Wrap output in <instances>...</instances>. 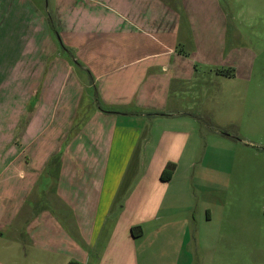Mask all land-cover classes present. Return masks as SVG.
<instances>
[{"label": "crops", "instance_id": "0c3cea01", "mask_svg": "<svg viewBox=\"0 0 264 264\" xmlns=\"http://www.w3.org/2000/svg\"><path fill=\"white\" fill-rule=\"evenodd\" d=\"M91 1L94 5L79 10L71 2L66 7L78 13L70 16L76 26L86 17L88 32L73 27L78 35L62 32L59 42L55 34L50 41L48 29L54 52L56 43L64 52L53 53L54 64L48 62L50 54L39 58L38 90L25 87L15 103L18 114L12 115V109L5 118L0 115L5 126L4 133L0 131L1 220L31 221L27 234L36 257L31 264H142L147 261V249L140 255L144 244L165 252L176 245V234L177 252L185 251L191 223L213 221L209 206L197 213L198 199L207 195L206 178L198 177L209 169L210 159L221 156L208 154V144L202 156L201 124L212 120L208 110L198 111L199 105L188 104L185 97L198 91L196 82L204 84L198 81L201 65L210 77L226 75L205 57L203 38L172 0ZM37 16L46 26V15L38 10ZM15 22L9 29L21 28ZM76 38L84 46L75 43ZM40 47L45 49V39L36 45L27 38L19 46L28 52H41ZM70 49L76 56L66 55ZM208 52L213 59L221 55ZM7 69L12 75L29 72ZM85 71L90 81L82 77ZM69 86V97L63 99ZM86 89L95 93V101L83 114ZM57 119L59 128L47 135L45 125ZM170 163L176 168L169 180L162 179ZM36 185L42 198L52 200V212L12 214L17 201L28 199ZM207 193L219 196L221 190L213 186ZM137 227L140 236L132 232ZM165 258L160 256L161 261ZM181 262L180 254L169 264Z\"/></svg>", "mask_w": 264, "mask_h": 264}, {"label": "rangeland", "instance_id": "374dc122", "mask_svg": "<svg viewBox=\"0 0 264 264\" xmlns=\"http://www.w3.org/2000/svg\"><path fill=\"white\" fill-rule=\"evenodd\" d=\"M69 2L78 9V7L94 5L95 1L0 0V115L2 118H5L12 109L16 110L12 115L18 114L20 109L15 103L25 87L37 89L39 75L36 68L39 58L43 60L44 54H50L48 62L54 64L57 60L53 57V53L64 52V48L59 44L62 40V32L69 34L72 31L73 35H78L73 27L77 28L79 25L80 33L88 32L86 29L91 25H88L86 17H80L77 26L75 19L70 17L78 13H74L73 8L68 11L69 7H66ZM100 2L115 4L110 0ZM171 2L182 7V13L190 19L195 34L203 38L207 52L205 57L217 64L222 74L231 72L232 76L210 77L209 70L201 65L202 76L198 77V81L204 80V84L196 82L198 91L185 97L188 104L199 105L196 108L198 111L206 113L208 110L210 114L208 117L212 120V124L207 120L201 124L202 156L207 144L208 154L213 152L221 156L216 161L210 159L207 163L209 169L204 174L200 173L198 177L200 179L203 175L206 178L203 193L207 195L198 199L197 213L204 212L209 206L213 210V221L201 222L202 226H199L198 222L191 223V233L187 238L185 251L177 252L179 247L176 245L180 238L176 234L174 235L176 247H172L175 249L171 248L164 252L144 244L143 249H140V255L142 256L147 249L143 255V259L146 258L147 261L141 263L169 264L176 262L178 255L181 254L183 264H264V0H172ZM34 6L37 9H33ZM214 6L218 7L215 9ZM204 7L206 11L203 10ZM207 7L212 8L208 10ZM38 10L41 15L45 14L49 19L46 26L42 24L41 16H37ZM15 21L21 23V28L9 29V24L11 27L12 23H16ZM48 29L51 31L50 41L54 39V34L59 41V46L55 41L58 49L55 52L54 43L49 42L46 37ZM224 36L227 40L225 44L220 45L219 39ZM27 38L34 39L36 45L45 39V49L40 47L41 52L37 48L30 52L21 50L19 46ZM10 40L13 41L11 45L16 48L13 49L9 45ZM79 41L78 38L75 39V43L84 46ZM83 48L81 47L79 52ZM208 51L219 52L221 55L213 59ZM70 53L66 55L70 57L77 54L71 49ZM15 58H23V61L21 59L19 62ZM75 66H77L74 68L75 72H80V66L74 61L73 67ZM7 67H14L15 70L29 69V72L15 71L16 73L12 75L5 71L8 70ZM82 77L90 81L86 71L82 73ZM69 85L71 86V82ZM70 86L63 93V99L69 97L66 96L70 94ZM94 94L92 90H85L82 96L83 114L90 110L89 102L93 98L95 101ZM50 100L53 98L50 97ZM45 126H48L45 130L48 132L47 135L52 136L59 128V121L57 119L56 122ZM0 131L3 133L5 131L3 124H0ZM209 180L211 181L207 186ZM211 183L214 185H210ZM213 186L221 190L219 196H211L207 193L209 187ZM29 196L21 204L17 201L12 214L18 211L20 215L38 213L42 209L52 212L51 208L54 207L52 200H48L47 197L42 198L38 193L37 185L33 187ZM2 202L5 207L3 200ZM22 205L23 208L20 210ZM184 218L190 221L188 217L184 216ZM30 224L31 221L25 218L6 223L5 219L1 220L0 209V264H31L36 260L27 234ZM162 255L169 258L161 261Z\"/></svg>", "mask_w": 264, "mask_h": 264}, {"label": "trees", "instance_id": "16d2710c", "mask_svg": "<svg viewBox=\"0 0 264 264\" xmlns=\"http://www.w3.org/2000/svg\"><path fill=\"white\" fill-rule=\"evenodd\" d=\"M224 75L230 77V76H232V73L231 72L226 73V74L224 73ZM175 168H176L175 164H173V163L168 164L167 167L165 168L163 174H162V179L169 180V178L172 175V173L174 172ZM132 232H133L134 236H140L142 234V230L140 227L133 228ZM68 264H81V263H79L77 261H70Z\"/></svg>", "mask_w": 264, "mask_h": 264}]
</instances>
